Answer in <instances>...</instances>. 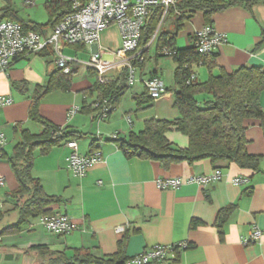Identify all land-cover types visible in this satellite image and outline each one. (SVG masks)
<instances>
[{
  "label": "crops",
  "instance_id": "obj_1",
  "mask_svg": "<svg viewBox=\"0 0 264 264\" xmlns=\"http://www.w3.org/2000/svg\"><path fill=\"white\" fill-rule=\"evenodd\" d=\"M185 15L178 21V11L172 10L161 19L144 52L146 61L137 67L139 77L102 121L99 120L101 109L96 108L102 102V95L95 88L99 85L97 74L83 62L98 52L105 59L116 60L122 38L119 28L116 39L109 29L117 25L104 30L99 43L93 46L60 44L63 56L78 61L70 65L72 76L67 85L53 45L40 54L20 58L6 72L0 69V98L12 100L11 104L0 106V132L7 138L0 155V175L5 182L0 188V214L7 215L5 221L16 222L18 218L9 195L19 184L9 158L22 141L23 131L39 135L44 130L29 116L36 98H39V114L43 119L66 132L81 134L82 137L71 139L77 142L80 154L90 155L96 146L102 154V162L80 178L68 169L67 159L72 150L65 146L66 142L46 155L36 151L32 176L40 181L48 196L59 198L48 210L52 214L67 215L74 229L65 235L54 234L42 225L40 217L31 218L22 225L20 233L0 238V264H40L42 258L32 250L36 246H47L67 257L80 250L94 258L107 259L116 255L132 258L154 246L178 243H187L189 248L175 251L169 260L153 264H264V121H245L247 151L263 157L257 173L233 163H213L208 159L194 163L182 161L166 168L158 161L129 158L115 141L128 137L131 132L143 131L150 120H173L179 116L174 97L178 62L171 56L168 57L173 61L158 59L164 56L160 48L171 37L177 49L192 48L195 32L207 24L226 36V42L212 55L199 58L193 64L198 83L206 82L211 75L222 71L232 73L244 66L264 70V1L248 6L240 0L209 18L200 11L186 10ZM19 17L11 3L0 0V22L39 24L31 18ZM168 20H171L169 28L175 26V34L165 32L163 25ZM53 28L48 25L38 32L47 39ZM160 30L163 38H157ZM123 71L126 70L114 71L113 79L104 87L114 82L113 89L117 90ZM152 77L160 78L167 89L157 102L146 95L144 82ZM59 81L63 83L59 85ZM198 97L203 102L207 96ZM260 103L264 110V92ZM74 107L79 111L70 115ZM113 135L118 137L112 139ZM166 138L175 147L189 146V138L175 129L168 131ZM217 172L221 178L206 186L185 183L177 189L162 190L156 183L176 178L186 181ZM236 179L243 182L236 184ZM221 222L223 225L219 228ZM120 227L124 229L122 233L117 232ZM254 228L263 231L262 237L244 246L241 239ZM7 255H13V260H5Z\"/></svg>",
  "mask_w": 264,
  "mask_h": 264
},
{
  "label": "trees",
  "instance_id": "obj_2",
  "mask_svg": "<svg viewBox=\"0 0 264 264\" xmlns=\"http://www.w3.org/2000/svg\"><path fill=\"white\" fill-rule=\"evenodd\" d=\"M240 0H180L171 8L178 11V21L185 18V12L200 11L204 16L226 10ZM260 0H242L249 5ZM49 13L48 25L55 27L65 15L71 12V2L47 3ZM169 10V13L172 10ZM163 15L162 7H155L142 29L139 48L148 46L156 33ZM26 29L39 31L44 25H29L22 23ZM47 25V26H48ZM162 36V37H161ZM161 30L157 38H163ZM174 38L165 40L163 47H173L176 53L171 57L178 62L176 70L177 89L174 91L175 108L179 112L176 119L150 120L143 131L131 132L128 137L115 140L118 147L129 157L158 161L168 168L173 163L187 161L194 163L210 160L213 163L226 161L236 164L242 169L260 171L262 156L251 155L247 151L248 140L245 132L246 120L260 119L264 121V110L260 98L264 92V70L244 66L232 73L222 71L219 75H211L203 83L191 81L194 74L192 67L198 61L195 46L188 49H177ZM161 47L160 50L163 48ZM62 71V70H61ZM71 74L63 75L64 84H69ZM121 85L114 90L115 83L107 86L96 85L101 93V100L108 99L115 107L123 92L129 87L127 71L119 78ZM126 81V84L124 82ZM63 83L59 81L58 84ZM52 84H50V89ZM146 95L148 96L147 92ZM206 95L200 102L198 96ZM148 98L153 101L149 96ZM154 102V101H153ZM31 120L40 123L44 130L39 135L23 131L22 141L14 148L13 157L9 158L18 189L9 195L14 201L13 211L17 213L16 222L5 221L6 214H0V238L5 235H15L21 232L22 225L31 218L53 215L48 207L59 202L58 197L48 196L38 179L32 176L36 151L46 155L49 151L71 139L82 137L77 132H66L52 125L39 114V98L31 104L29 110ZM177 130L189 138L187 148L175 147L167 138L166 133ZM98 146L94 148L97 150ZM226 217V215H224ZM223 216V217H224ZM222 217V218H223ZM223 223L219 224V228ZM42 258L40 264H125L127 257L116 255L107 259H97L91 254L80 250L72 257L64 253L53 252L47 246H36Z\"/></svg>",
  "mask_w": 264,
  "mask_h": 264
},
{
  "label": "built area",
  "instance_id": "obj_3",
  "mask_svg": "<svg viewBox=\"0 0 264 264\" xmlns=\"http://www.w3.org/2000/svg\"><path fill=\"white\" fill-rule=\"evenodd\" d=\"M178 0H71V12L53 28L52 34L45 39L34 30L26 29L22 23L15 21L0 22V69L4 72L11 69L13 64L20 58L40 54L48 47L54 46L57 54V65L63 74L72 73L70 65L78 62L73 58L65 57L59 51L61 43L71 45L93 46L100 41L101 33L112 25H117L121 34V48L116 51V60H108L98 52L84 64L97 74V84L104 86L113 79V72L116 70L127 71L128 86H132L135 81V72L139 65L144 64L146 57L144 52L146 47L139 48L142 29L147 18L155 7L163 8L162 19L169 10L177 4ZM226 42V36L218 32L212 25H205L195 32V48L200 58H205ZM62 50V49H60ZM161 55L172 56L176 53L173 47H163ZM196 76H191V81H195ZM145 89L148 96L154 101H159L167 92L165 83L158 77H152L145 82ZM11 99H1L0 106L9 105ZM96 108L101 109L99 120H105L114 107L109 100H104L96 104ZM79 111L74 107L70 111L73 115ZM131 122V119L129 118ZM99 139L102 140L100 135ZM118 135H113L115 139ZM6 135L0 132V155L6 143ZM72 150L68 160V169L76 177L84 178L88 172L97 164L102 162V154L95 150L90 155H82L78 152V144L75 140H69L65 144ZM221 178V173L217 172L212 176L191 177L188 180L168 179L158 180L157 186L162 190L177 189L185 183L206 186L211 182H216ZM236 184L243 181L236 179ZM101 184V183H100ZM5 185L4 178L0 175V188ZM42 225L50 232L59 235L70 233L74 225L65 214H53L40 217ZM122 227L117 228L118 233H122ZM263 231L254 228L252 232L241 239L244 246L259 240ZM189 248L187 243H178L169 246H154L147 251L128 258L125 264H153L169 260V255L175 251H183Z\"/></svg>",
  "mask_w": 264,
  "mask_h": 264
},
{
  "label": "rangeland",
  "instance_id": "obj_4",
  "mask_svg": "<svg viewBox=\"0 0 264 264\" xmlns=\"http://www.w3.org/2000/svg\"><path fill=\"white\" fill-rule=\"evenodd\" d=\"M51 1L55 0H7V2L10 3L14 6L15 10L19 14V18L22 19H28L31 18L32 20L38 22L39 24H42L44 26L48 25L49 22V13L46 8L47 3H52ZM71 0H64V2H69ZM176 23V21L174 20ZM171 20H168L164 23L163 28L165 29V32H169L171 34H175V26L170 27ZM112 27V26H111ZM115 29H109L111 32L113 31L115 34V39L117 38V33H118V27L113 26ZM110 28V27H109ZM152 56H154L155 59V53L153 51L150 52ZM83 59H86L87 56H83ZM161 61H166L170 60L173 61L171 57L168 56H160L158 58ZM150 61V60H149ZM84 64V62H83ZM82 64V65H83ZM138 70V69H137ZM135 72V78H138L140 75V70ZM199 98V97H198ZM2 263H7V262H1Z\"/></svg>",
  "mask_w": 264,
  "mask_h": 264
},
{
  "label": "water",
  "instance_id": "obj_5",
  "mask_svg": "<svg viewBox=\"0 0 264 264\" xmlns=\"http://www.w3.org/2000/svg\"><path fill=\"white\" fill-rule=\"evenodd\" d=\"M261 1H264V0H261ZM14 256L13 255H7L5 256V260H13ZM2 259V256L0 255V260Z\"/></svg>",
  "mask_w": 264,
  "mask_h": 264
}]
</instances>
